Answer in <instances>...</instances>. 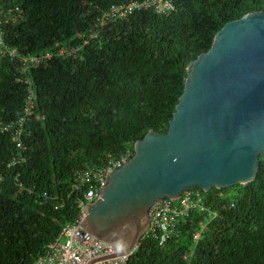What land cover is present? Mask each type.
<instances>
[{
	"label": "trees",
	"instance_id": "16d2710c",
	"mask_svg": "<svg viewBox=\"0 0 264 264\" xmlns=\"http://www.w3.org/2000/svg\"><path fill=\"white\" fill-rule=\"evenodd\" d=\"M143 1L0 0V264H33L77 218L83 173L164 133L187 64L226 23L264 11V0H172L105 17ZM259 161L252 182L200 191L204 210L180 235L164 248L141 239L127 264H264Z\"/></svg>",
	"mask_w": 264,
	"mask_h": 264
},
{
	"label": "water",
	"instance_id": "95a60500",
	"mask_svg": "<svg viewBox=\"0 0 264 264\" xmlns=\"http://www.w3.org/2000/svg\"><path fill=\"white\" fill-rule=\"evenodd\" d=\"M264 155V11L221 27L185 68L164 133L149 130L111 170L82 228L128 256L149 226V208L182 192L252 182Z\"/></svg>",
	"mask_w": 264,
	"mask_h": 264
},
{
	"label": "built area",
	"instance_id": "2783aa9c",
	"mask_svg": "<svg viewBox=\"0 0 264 264\" xmlns=\"http://www.w3.org/2000/svg\"><path fill=\"white\" fill-rule=\"evenodd\" d=\"M172 0H144L141 4L129 2L110 7L105 17H125L134 9L146 8L156 5L162 8L172 9ZM123 157L118 160H110L104 169L83 173L79 179V185L85 187L82 201L78 203L79 214L72 225L63 227L58 237L47 245L45 251L37 257L33 264H125V257H113L118 249L94 238L86 232L82 226L85 216V208L99 198L100 190L105 183L107 174L111 170L120 167L126 160ZM77 187L76 189H78ZM194 210H204L202 193L199 190L184 192L176 201L163 200L153 205L149 210V227L146 237L158 240L159 246H164L167 238L178 236L179 221L185 222ZM208 214L213 212L208 209ZM200 232L192 234V240L199 239Z\"/></svg>",
	"mask_w": 264,
	"mask_h": 264
},
{
	"label": "clouds",
	"instance_id": "9594fccd",
	"mask_svg": "<svg viewBox=\"0 0 264 264\" xmlns=\"http://www.w3.org/2000/svg\"><path fill=\"white\" fill-rule=\"evenodd\" d=\"M128 158H129V157H128ZM191 190H193V189H191ZM189 191H190V190H189ZM199 191H201V190H199ZM185 192H186V191H185ZM183 193H184V192H182V194H183ZM182 194H181V195H182ZM181 195H180V196H181ZM226 196H227V195H226ZM179 198H180V197H179ZM179 198H178V199H179ZM178 199H176V200H178ZM163 200H168V199H163ZM163 200H162V201H163ZM176 200H171V201H176ZM94 202H95V201H94ZM91 204H92V203H91ZM89 205H90V204H89ZM154 205H155V204H154ZM87 206H88V205H87ZM152 206H153V205H152ZM152 206H151V207H152ZM151 207H150V208H151ZM150 208H149V210H150ZM212 211H213L214 213H216L214 210H212ZM191 214H192V212H191ZM207 214H208V213H207ZM148 217H149V211H148ZM189 218H190V217H189ZM189 218H188V219H189ZM181 223H184V222L179 221V223H178V235H180V232H181V229L179 228V225H180ZM148 227H149V226H148ZM147 230H148V229H147ZM147 230L145 231V233H144L142 239L146 237L145 234H146ZM196 232H198V231H196ZM200 235H201V233H200ZM200 235H199V238H200ZM174 237H177V236H174ZM198 240H199V239H198ZM198 240H197V241H198ZM99 241H100V240H99ZM192 241H193V240H192ZM197 241H196V242L193 241V243L196 244ZM106 244H107V243H106ZM165 244H166V243H165ZM165 244H164V245H165ZM110 245H111V244H110ZM113 246H115V245H113ZM115 247L118 249V252H117L114 256H111V257H109V258H113V257H125V258H126V263H125V264H127V261H128L127 259L129 258V256H130V255L135 251V249L137 248V247H136V248L130 253V255H128V256H116V255L119 253V248H118L117 246H115ZM163 248H164V246H163ZM190 256H191V252H190V254L188 255V258H190ZM34 262H35V261H34Z\"/></svg>",
	"mask_w": 264,
	"mask_h": 264
},
{
	"label": "rangeland",
	"instance_id": "374dc122",
	"mask_svg": "<svg viewBox=\"0 0 264 264\" xmlns=\"http://www.w3.org/2000/svg\"><path fill=\"white\" fill-rule=\"evenodd\" d=\"M28 105H30V102L28 103ZM28 108H26L25 110H27ZM3 129H5V127H3L1 124H0V130L2 131Z\"/></svg>",
	"mask_w": 264,
	"mask_h": 264
},
{
	"label": "bare ground",
	"instance_id": "6f19581e",
	"mask_svg": "<svg viewBox=\"0 0 264 264\" xmlns=\"http://www.w3.org/2000/svg\"><path fill=\"white\" fill-rule=\"evenodd\" d=\"M87 232V231H86ZM90 234V233H89ZM91 235V234H90Z\"/></svg>",
	"mask_w": 264,
	"mask_h": 264
}]
</instances>
